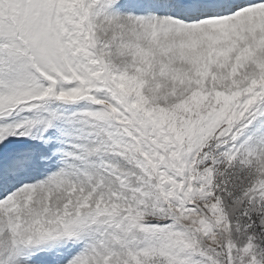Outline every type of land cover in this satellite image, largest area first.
<instances>
[{
  "label": "snow or ice",
  "instance_id": "1",
  "mask_svg": "<svg viewBox=\"0 0 264 264\" xmlns=\"http://www.w3.org/2000/svg\"><path fill=\"white\" fill-rule=\"evenodd\" d=\"M0 264H264V0H0Z\"/></svg>",
  "mask_w": 264,
  "mask_h": 264
}]
</instances>
